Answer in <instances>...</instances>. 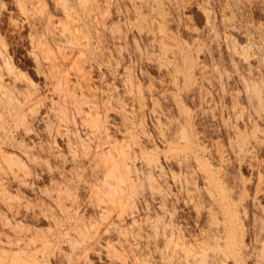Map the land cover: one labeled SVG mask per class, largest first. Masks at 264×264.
<instances>
[{"label":"rangeland","instance_id":"obj_1","mask_svg":"<svg viewBox=\"0 0 264 264\" xmlns=\"http://www.w3.org/2000/svg\"><path fill=\"white\" fill-rule=\"evenodd\" d=\"M81 1L0 0V259L171 264L218 203L209 167L241 264H258L264 108L249 93L264 101V0Z\"/></svg>","mask_w":264,"mask_h":264},{"label":"bare ground","instance_id":"obj_2","mask_svg":"<svg viewBox=\"0 0 264 264\" xmlns=\"http://www.w3.org/2000/svg\"><path fill=\"white\" fill-rule=\"evenodd\" d=\"M63 1V0H62ZM64 1H66V0H64ZM19 2V4H21L20 3V1H18ZM82 2H84L83 0L81 1V3ZM65 5H66V3L64 2V7H65ZM68 6V5H67ZM23 7V6H22ZM41 8V7H40ZM66 8V10H67V7H65ZM64 8V9H65ZM68 13V12H67ZM208 15V14H207ZM45 16V15H44ZM211 19V18H210ZM69 21V20H68ZM210 23V22H209ZM31 31V30H30ZM72 32V31H71ZM88 33V32H87ZM76 34V33H75ZM31 36H32V39L35 37L34 36V34H31ZM68 37V36H67ZM40 39V38H39ZM71 40V39H70ZM40 42H42L41 41V39H40ZM40 44V43H39ZM43 44V43H42ZM33 45H34V42H33ZM35 46V45H34ZM53 47V46H52ZM247 47V46H246ZM41 48V47H40ZM41 51V50H40ZM39 51V52H40ZM245 51H246V48H245ZM244 51V52H245ZM32 53H34V51L32 52ZM35 55V54H34ZM38 55V54H37ZM264 55V54H263ZM36 56V55H35ZM53 57V56H52ZM263 57V56H262ZM35 58V57H34ZM8 59V58H7ZM37 59V58H36ZM263 59V58H262ZM35 60V59H34ZM36 62V61H35ZM39 68V67H38ZM12 70V69H11ZM59 70V69H58ZM81 73V72H80ZM83 74V73H82ZM85 78V77H84ZM61 89V88H60ZM247 90H249V89H247ZM262 91V90H261ZM91 92V91H90ZM247 92H249V91H247ZM264 92V91H263ZM251 93V94H250ZM250 93H249V97H251V98H253L254 100H255V102H256V104H257V107H261V108H264L263 106V100H262V95H261V92H260V87H257V86H255L254 88H253V90L251 91L250 90ZM264 94V93H263ZM251 95V96H250ZM12 96V95H11ZM10 99V98H9ZM254 102V103H255ZM255 104V105H256ZM14 106V105H13ZM261 108H260V110H261ZM261 111H263V110H261ZM91 114V113H90ZM264 115V114H263ZM100 122V121H99ZM98 123V122H97ZM144 123V122H143ZM98 125V124H97ZM99 126V125H98ZM175 127V126H174ZM180 129V128H179ZM182 129V128H181ZM185 133V132H184ZM130 134V133H129ZM174 135V134H173ZM131 136V135H130ZM179 136H181V135H179ZM258 136V135H257ZM180 139H182V138H180ZM176 140V139H175ZM109 141V140H108ZM22 142V141H21ZM187 142V141H186ZM83 143V142H82ZM138 143V142H137ZM256 143V142H255ZM71 144V143H70ZM139 144V143H138ZM189 144L190 143H186L184 146H182V147H180V148H174V149H176L177 151L178 150H181V151H186V150H190V146H189ZM113 145V144H112ZM82 146H84V145H82ZM90 147V146H89ZM109 148V147H108ZM117 148V147H116ZM122 148V147H121ZM142 148V147H141ZM103 149V148H102ZM110 149V148H109ZM120 150V149H119ZM122 150V149H121ZM87 151V150H86ZM106 152V151H105ZM104 152V153H105ZM127 152V151H126ZM74 153V152H73ZM103 153V152H102ZM110 153V152H109ZM124 153H125V151H124ZM85 154V153H84ZM72 155V154H71ZM76 155V154H75ZM88 155V154H87ZM104 155V154H103ZM110 155V154H109ZM126 155V154H125ZM124 155V156H125ZM7 156V155H6ZM10 156V155H9ZM110 157V156H109ZM119 157H121V155L119 156ZM35 158V157H34ZM102 158H103V156H102ZM106 159L108 158L107 156L105 157ZM110 158H112V155H111V157ZM126 157H123V155H122V159H125ZM128 158V157H127ZM126 158V159H127ZM106 159H104V160H106ZM113 159V158H112ZM117 159V158H116ZM119 159V158H118ZM131 159V158H130ZM103 160V159H102ZM115 159H113V161H114ZM128 160V159H127ZM14 161V160H13ZM20 161V160H19ZM68 161V160H67ZM107 161H108V159H107ZM112 161V160H111ZM118 161H120V160H118ZM124 161V160H123ZM106 162V161H105ZM120 162H122V161H120ZM20 163V162H19ZM23 163V162H22ZM108 163V162H107ZM124 163L126 164V162L124 161ZM106 164V163H105ZM109 164H110V162H109ZM114 164H115V162H114ZM123 164V163H122ZM104 165V164H103ZM107 165V164H106ZM117 165H119V163L118 164H116L115 165V168H116V166ZM121 165V164H120ZM18 166V165H17ZM128 166V165H127ZM127 166L125 167V168H123V169H126L127 168ZM148 166V165H147ZM163 166V165H162ZM187 166V165H186ZM119 167V166H118ZM120 167H122V166H120ZM59 168V167H58ZM114 168V167H113ZM114 168V169H115ZM208 169V173H209V176H211L210 177V180H211V182L212 183H214V186H217V188H215V189H217L218 190V195H215L213 192L214 191H211V193H212V195H213V197H214V200H217L218 201V203L217 202H214L212 199V201L214 202V203H216V205L214 206L213 204L210 206L211 208V212H210V216H208L207 214V216L209 217V218H207L206 220L208 221V224H207V226H204L203 227V229H204V231L202 232V230H201V233H199V234H201L200 235V237L198 238V240L199 241H196V242H198L197 243V248H195V247H191V246H189L186 242H184V241H180V240H178V238H180L181 237V235H180V237H178V238H176L177 239V243H175V245L176 246H174L175 248H173V250H172V256H171V259H172V257L173 256H176L175 255V252H177V251H179V250H176V248L178 247H181L182 249L180 250V255L178 256V257H176V259H174V257H173V261L172 262H170L171 264H210V262H212V261H214V262H216L217 260L215 259V257L217 258V256H221V260L222 261H220L221 263L223 262V264L225 263V261H226V258L228 259V257L230 256V255H232V257H234V260H235V264H241V262L243 261L242 260V254H241V251H240V247H241V245H242V242H241V240H239V238H238V235H237V225H236V213H235V210H233V207L231 206V204L229 203V193L226 191V189H224L223 187H221L220 186V184H219V179L218 178H216L214 175H213V173H212V171L213 170H211L209 167H207ZM131 169V168H130ZM110 170H113L112 168L110 169ZM120 170V172H121V169H119ZM119 170H118V172H119ZM153 170V169H152ZM110 172H112V171H110ZM109 172V173H110ZM114 172V171H113ZM117 172V171H116ZM123 172V171H122ZM109 173H107L108 174V176H109ZM60 174V173H59ZM107 174H105V175H107ZM113 175H111V176H114L115 175V173H112ZM122 174V173H121ZM127 173H125V174H123L122 176H124V175H126ZM104 175V176H105ZM117 175V174H116ZM115 175V176H116ZM152 175V174H151ZM216 175V174H215ZM110 176V179L112 178ZM127 176V175H126ZM129 176V175H128ZM106 177V176H105ZM117 177V176H116ZM115 177V179L117 180L118 178H116ZM119 177H120V175H119ZM125 177V176H124ZM193 177V176H192ZM205 177V176H204ZM128 178V177H127ZM126 178V179H127ZM131 178V177H130ZM129 178V179H130ZM108 179V178H107ZM150 179V178H149ZM218 179V180H217ZM106 179H104L103 178V182L105 181ZM120 180V179H119ZM121 180H123V179H121ZM128 180V179H127ZM188 180V179H187ZM26 181V180H25ZM67 181V180H66ZM107 181V180H106ZM106 181L104 182V183H106ZM118 181V180H117ZM116 181V182H117ZM126 181V180H125ZM132 181V180H131ZM102 182V181H101ZM111 184H112V180H110L109 181ZM109 182L107 181V184H109ZM120 182V181H119ZM189 182V181H188ZM191 182V181H190ZM132 183V182H131ZM183 183V182H182ZM103 184V183H102ZM111 184H109L110 186H108V185H106V188H107V186L110 188L111 187V189L113 188L114 189V191H115V189H116V187L120 184H118L117 186H116V184H115V181L113 182V184H115L114 186H116V187H112V185ZM155 184V183H154ZM186 184V183H185ZM204 184H206V183H204ZM27 185V184H26ZM186 185H188V184H186ZM2 186V185H1ZM123 186V185H122ZM223 186V185H222ZM52 187V186H51ZM98 187V186H97ZM102 187V186H101ZM100 187V188H101ZM3 188H4V186H3ZM108 188V189H109ZM118 188V187H117ZM122 188V187H121ZM112 189V190H113ZM119 189V188H118ZM117 190V189H116ZM101 191V190H100ZM108 191H110V190H108ZM107 191V192H108ZM117 191H119V190H117ZM120 191H122L121 189H120ZM119 191V192H120ZM105 192H106V190H105ZM112 192V191H111ZM96 193H97V191H96ZM110 193V192H109ZM108 193V195L109 196H111L112 197V195H114V193L112 194V195H110ZM116 193V192H115ZM57 194V193H56ZM107 194V193H106ZM5 195V194H4ZM115 195H117V194H115ZM107 196V195H106ZM108 196V197H109ZM193 196V195H192ZM98 197V196H97ZM189 197V196H188ZM19 198V197H18ZM107 198V197H106ZM110 198V197H109ZM112 198H114V197H112ZM11 199V198H10ZM97 199H99V198H97ZM6 200H8L7 198L5 199V201H4V204L6 203ZM109 200V199H108ZM107 200V201H108ZM113 200V199H112ZM112 200H110V201H112ZM196 200V199H195ZM193 201V200H192ZM15 202V201H14ZM103 202V201H102ZM165 202V201H164ZM194 202V201H193ZM8 203V202H7ZM16 203H18V202H16ZM197 203H199V202H196L195 204H197ZM10 204H12V202L11 203H9V204H7L8 205V209H9V213H10V210H12V215H14L15 216V214L17 215V213H19L20 211V207H18V205H17V209H15V207H13V205H10ZM163 204V203H162ZM200 204V203H199ZM15 205V204H14ZM20 205V204H19ZM210 205V204H209ZM208 205V206H209ZM258 205V204H257ZM159 206H161V205H159ZM7 207V206H6ZM261 207V206H260ZM14 208V209H13ZM195 208V207H194ZM200 208V207H199ZM243 208V207H242ZM263 208V207H262ZM244 209V208H243ZM103 210V209H102ZM262 210H264V208L262 209ZM7 211V210H6ZM220 211H221V213H220ZM203 212V211H202ZM4 213V212H3ZM2 213V214H3ZM6 213V212H5ZM223 214V216H221V217H223V224H218L219 223V218L220 217H218V214ZM256 213V212H255ZM258 213V212H257ZM1 215V214H0ZM5 215V214H4ZM11 215V216H12ZM5 217H6V220H7V218H8V216H6L5 215ZM5 217H3L4 218V221H5ZM99 217V216H98ZM199 217V216H198ZM261 217V216H260ZM1 218H2V216H1ZM170 218V217H169ZM84 219V218H83ZM158 219V218H157ZM10 220V219H9ZM8 220V221H9ZM170 220V219H169ZM205 220V221H206ZM17 221V220H16ZM158 221V220H157ZM6 222V221H5ZM5 222H4V224H5ZM10 222V221H9ZM9 222H6L8 225H9ZM156 222V221H155ZM19 223H20V221H19ZM171 223V222H170ZM78 224V223H77ZM86 224V223H85ZM176 224V223H175ZM15 225V224H14ZM13 225V226H14ZM21 225V224H20ZM165 225V224H164ZM168 225V224H167ZM203 225H205V224H203ZM18 226V225H17ZM80 227V226H79ZM22 227L20 226V229H21ZM260 229V228H259ZM96 230V229H95ZM171 230L172 229H170V233H172L173 234V232H171ZM17 231V230H16ZM166 231V230H165ZM173 231V230H172ZM51 232V231H50ZM157 232V231H156ZM22 233V232H21ZM169 233V234H170ZM179 233V232H178ZM193 234V233H192ZM87 235V234H86ZM155 235V234H154ZM167 235V234H166ZM174 235V234H173ZM173 235H171L172 237H171V239H170V236H168L169 238H167V239H169L168 241H172V240H174L173 239ZM175 235H176V233H175ZM178 235V236H179ZM189 235V234H188ZM164 236H165V234H164ZM183 236V235H182ZM199 236V235H198ZM7 237V236H6ZM16 238L17 237H19V236H15ZM150 237V236H149ZM196 237V236H195ZM16 238H14V239H16ZM20 238V239H19ZM18 238V240H22L21 239V237H19ZM84 238V237H83ZM92 238V237H91ZM156 238V237H155ZM12 239V240H11ZM11 239H9V241H8V243L9 244H12V243H14V239L13 238H11ZM43 239V238H42ZM14 240V241H13ZM18 240H16L17 242H18ZM48 240V239H47ZM6 241V240H5ZM45 241V240H44ZM20 242V241H19ZM18 242V243H19ZM30 242V241H29ZM173 242V241H172ZM174 242H176V241H174ZM35 243V242H34ZM69 243V242H68ZM172 244H174V243H172ZM15 245V244H14ZM28 246V245H27ZM169 246H170V244H169ZM18 247L20 248V245H18ZM18 248V249H19ZM10 249V248H9ZM17 249V250H18ZM154 249V248H153ZM171 250V249H170ZM247 250V249H246ZM210 251H213V253H209ZM247 251H249V250H247ZM14 252H15V250H14ZM21 253V251L19 250V251H17V252H15V253H13L11 256H7L8 257V259H6L5 261L2 259H0V264H30L29 262V260H28V258H26V257H23V255L22 254H20ZM23 253V252H22ZM25 253V252H24ZM178 253V252H177ZM176 253V254H177ZM217 253H219V254H217ZM246 253V252H245ZM258 253V252H257ZM256 253V254H257ZM264 253V252H263ZM263 253H261V258L259 257L258 259H256V260H258L256 263H258V264H264V255H263ZM9 254V253H8ZM255 254V255H256ZM80 255V254H79ZM161 255V254H160ZM199 255V256H198ZM217 255V256H216ZM246 255V254H245ZM253 255V254H252ZM252 255H250V256H252ZM26 256V255H25ZM168 256H170L169 255V253H168ZM190 256V257H189ZM191 256H192V258H191ZM220 256H219V259H220ZM29 257H32V256H30L29 255ZM226 257V258H225ZM246 257V256H245ZM1 258V257H0ZM3 258V257H2ZM68 258V257H67ZM66 258V259H67ZM70 258V257H69ZM164 258V257H163ZM170 259V260H171ZM32 261V260H31ZM168 261V260H167ZM254 261V260H253ZM220 263V264H221ZM32 264V263H31ZM149 264V263H148ZM168 264V263H167Z\"/></svg>","mask_w":264,"mask_h":264}]
</instances>
